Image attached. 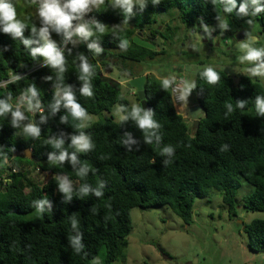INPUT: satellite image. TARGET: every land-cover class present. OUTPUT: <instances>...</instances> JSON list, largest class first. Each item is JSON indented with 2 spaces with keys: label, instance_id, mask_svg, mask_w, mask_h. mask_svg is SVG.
<instances>
[{
  "label": "trees",
  "instance_id": "1",
  "mask_svg": "<svg viewBox=\"0 0 264 264\" xmlns=\"http://www.w3.org/2000/svg\"><path fill=\"white\" fill-rule=\"evenodd\" d=\"M240 2L237 0V5ZM13 3L17 9V0ZM110 5L111 0H105L95 13L97 21L105 26L104 33L95 32V25H90L94 31L92 37L77 39L75 44L67 43L62 49L66 59L62 82L56 69L44 65L32 70L44 60L30 56V48L37 45L26 48L18 39L0 33V81L11 72L19 76L14 82L0 86V98L10 97L15 104L28 87L35 85L42 109L34 114L26 112L40 128L41 135L35 139L24 135L21 128L13 127L10 114L0 117V264H94L102 251L100 264H113L128 244L134 207L167 205L186 224H191L196 198L207 196L213 189L222 192L231 219L238 218V206L246 211H264V115L255 113V98L264 96V86L249 69L231 75L220 68L204 66L184 81L182 95L190 80L195 85L196 101L190 106L203 107L199 127L192 126L193 132L188 130V120L177 110L171 82L165 88L163 81L167 79L151 75H147V101L153 118L160 124L153 130L152 144L145 142V133L130 116L125 120L105 116L116 106L126 115L124 110L141 105L136 93L135 104L127 98L128 94H123L121 82L145 74L142 68L145 62L166 54L165 48L153 50L136 44L134 37L138 32L157 45L155 40L167 42L172 38L173 41L180 31L171 24L160 30L161 14L176 10L187 30L201 31L206 25L213 26L215 34L221 32L222 21L228 24L227 32L233 33L244 29V24L256 17L264 36V13L258 16H238L235 10L225 13L221 0L155 3L146 0L143 8L134 6L127 14L119 6ZM19 19L27 27L39 26V18L31 13ZM197 23L201 27L197 28ZM168 32L171 37L166 36ZM30 35L26 28L24 37ZM53 37L58 47L63 45L61 34L53 32ZM186 39L184 36L182 44ZM93 41L102 49L99 55L88 48ZM81 55L93 70L89 77L92 97L79 91L84 84L79 79ZM110 67L117 70L118 78L106 74ZM208 67L220 76L216 84H209L201 76ZM58 84L71 86L87 116H97V120L85 123V119H74L62 102L53 112ZM238 101H244L243 109L237 108ZM41 115L45 117L43 121ZM62 117L67 119L62 122ZM24 123L27 121L21 125ZM81 124L84 126L80 127ZM80 132L91 136L93 149L76 152L75 162L66 158L54 163L51 157L58 156L61 149L53 148L48 141L63 139L62 148L70 155L75 152L70 147L71 137ZM164 146H172L173 153L161 154ZM29 147L33 149L32 158L15 155ZM22 164L38 166L49 171L51 177L39 183L22 170ZM85 165L86 177H79L77 172ZM14 166L19 170L13 172ZM60 175L77 182L74 190L84 183L92 189L102 183L103 195L97 197L90 191L81 197L74 191L66 199L57 185L56 177ZM241 180L253 186V191L238 203ZM38 200L47 201L39 213L35 203ZM72 217L78 221L76 228L71 225ZM244 226L250 246L256 250L264 248V219H254ZM77 234L83 245L80 253L70 244V237Z\"/></svg>",
  "mask_w": 264,
  "mask_h": 264
},
{
  "label": "rangeland",
  "instance_id": "2",
  "mask_svg": "<svg viewBox=\"0 0 264 264\" xmlns=\"http://www.w3.org/2000/svg\"><path fill=\"white\" fill-rule=\"evenodd\" d=\"M17 17L22 18L27 13L35 15V5L31 0H17ZM171 16H167L170 15ZM165 23L178 26L180 31L167 41V45L160 43L159 49L166 48V54L160 55L157 60L145 62L142 66L146 75L169 79V76H182L187 80L195 75L200 67L213 66L220 68L231 75L254 66L249 62L241 63L239 57L241 50L232 48L236 35L243 31L245 38L255 37L256 47H264V36L258 18H252L244 24V29L233 33L222 29L214 33L213 26H204L209 29L210 36L204 35L203 30L193 32L187 30L180 22L176 10L161 14ZM197 23V28L201 27ZM163 26H161V29ZM53 32L50 30L51 38ZM247 35V36H246ZM167 37L172 35L168 32ZM184 36H187L184 44ZM208 39L207 41L205 39ZM107 75L118 78L117 70L112 67L105 70ZM264 86V77H259ZM190 80L189 84H192ZM123 88L124 85L122 84ZM183 89V87H182ZM182 91V90H181ZM125 92V89L123 90ZM180 94V93H179ZM179 96V95H178ZM182 96V93L181 95ZM127 98L132 104L137 103L135 95L129 94ZM184 103H176L177 110L189 121L187 108L196 101L194 88L183 95ZM114 115L117 120L123 113L116 106L113 112L105 116ZM97 116L88 115L85 123L97 120ZM193 132V130H190ZM22 170L29 172V177L42 183L46 182L51 174L32 165H21ZM253 186L241 180L238 188L237 202L250 195ZM221 191L211 190L207 196L196 198L193 211L194 221L186 224L170 206H153L149 208L134 207L132 209L133 230L128 235V244L122 254L113 264H264V248L259 250L250 246V237L245 224L252 220L264 219V211H246L238 206V218L231 219L223 203ZM103 255L101 252L100 258Z\"/></svg>",
  "mask_w": 264,
  "mask_h": 264
},
{
  "label": "clouds",
  "instance_id": "3",
  "mask_svg": "<svg viewBox=\"0 0 264 264\" xmlns=\"http://www.w3.org/2000/svg\"><path fill=\"white\" fill-rule=\"evenodd\" d=\"M31 1L35 5V15L37 18H39V26L33 24L31 27H27L25 21L17 17V10L16 7L14 6L13 0H0V33L9 34L14 40L18 39L21 42V44L24 45L26 48L30 47L33 44L37 45L36 47L30 48V56L33 59H35L38 56L43 57L44 60L40 62L37 66H35L32 70L44 65L56 69L58 73L57 78L62 82V74L66 71V67H65L66 59H65L64 51L62 49L67 43L75 44L77 39L88 40V38L92 37L94 35V31L90 25H95L94 26L95 32L104 33L106 31L104 24L98 22L95 16L97 8L99 6L104 5L105 0H31ZM145 2L146 0H111L110 6L113 8L119 6L124 11V13L127 14L132 12L134 6L138 5L141 8H143ZM153 2L154 3L158 2V0H153ZM221 2L223 4V11L225 13H233L234 10L238 16H258L260 13H264V0H241L239 5H237V0H221ZM88 12L90 17H92V19L94 18V21L86 22L87 20H85L84 17ZM171 15L172 14L167 16H171ZM162 16L163 15H161L159 18V21L161 23V25L159 26L160 30H163L164 27L166 29V24H170L163 22ZM161 26H163L162 29ZM220 27L222 29H226L228 27L227 22L222 21ZM26 28L30 30L31 35L29 38L24 37V31ZM50 30L56 32L57 34L62 35L61 44L63 45L58 47L57 42L51 38ZM205 31H207V28H205ZM241 32L243 31H240L238 34H241ZM139 33H142L143 38H146L147 40L150 41L148 36L145 35L143 32H138L136 36ZM204 35L210 36V33L208 34L204 33ZM160 40L162 41L161 43L167 45V42H164L162 39ZM205 40L207 41L208 39L206 38ZM155 41L157 44L155 45L153 43L156 46L155 49L160 50L159 49L160 43H158L157 40ZM234 42L235 43L237 42V38H235ZM255 42H256L255 37H249L247 39H243V41L240 44L243 54L239 57V60L241 63L249 62L250 64H254V66L249 69L250 74L252 76L264 77V47L254 46ZM123 46L124 45H122V47ZM88 48L93 49L96 55H99V53L102 51V49L99 46H97L95 41L89 43ZM79 59H80L79 79L84 81L83 86L79 90L80 94L83 96L92 97L93 91L89 84V77L92 74L93 70L88 60L83 55H81ZM143 75H146V73ZM201 76L209 84H216L220 79L219 74L212 67L205 68L204 71L201 73ZM179 77L180 78L169 76V79L163 81V86L165 88L171 82L172 94L175 104L184 103L183 95L181 96L182 100L178 101L177 97L173 92V83L181 82V86L184 84L185 78L182 76ZM15 79H19V76H16L13 72H11L6 79H2L0 81V86H5L11 81L14 82L13 80ZM130 79L121 82V84L124 85L123 90L126 88V84ZM2 81H5L6 83L4 85H1ZM194 86H195L194 83L189 84L185 90L186 93H188L191 90V88ZM129 92H131V94H135L136 90L130 89L126 92H123V94H129ZM55 97H56L55 104L52 105L53 112H55L60 107L62 102L63 106L70 112L71 116L74 119L83 120L87 117L86 110L81 106L80 103L77 102L76 95L74 94L71 86L69 85L60 86L58 84ZM227 106L229 108V111H232V105L229 104ZM236 106L237 108L243 109L245 107L244 101H238ZM190 107L187 108L188 111ZM41 111L42 109H41V101L39 98V90L35 85L28 87L27 90L19 97V99L16 101L15 104L11 102L10 97L0 98V117L8 116L10 114L11 125L16 128H21L24 135L31 137L33 139L40 137L41 131L39 126L35 123V121L30 120L29 117L26 116V112L30 114H34L36 112H41ZM124 111L126 112V115L121 116V120H125L130 116L136 122L138 128L143 130V132L145 133V142L147 144H152L153 143L152 137L153 135H155L153 130L160 127V124L153 118V112L151 110H145L141 105H135L130 109V111L129 110H124ZM255 113L257 116L264 115V96H259V95L256 96ZM44 119L45 117L41 115L40 120L43 121ZM66 119H67L66 117L61 118L62 122L65 121ZM190 120L191 119L189 117V121ZM22 121H27V123L21 125ZM79 126L83 127L84 125L81 124ZM191 128L193 127L191 126L190 130ZM158 141H159V137H157V144ZM48 143L51 144L53 148L61 149L58 156L51 157L54 163L63 162L66 158H69L71 161L75 162L76 152H87L88 150L93 149L94 147L91 136L85 134L84 132H80L79 134L73 135L71 137L70 147L74 148L75 152H73L70 155L65 149L62 148V145L64 144L63 139L61 138L51 139L48 141ZM224 147L225 149L227 148L226 145ZM25 149H31L33 154L32 147ZM173 151L174 149L172 146H164L161 150V154H172ZM21 156H25V155H21ZM168 162L171 161H167V163ZM4 163H7L6 157H4ZM34 167L38 168V166H34ZM18 170L19 168L14 166L13 172H16ZM87 172H88V167L85 165L77 172V175L79 177H86ZM56 180L60 192H62L65 195L66 199H70L73 196L74 191L76 192V195L81 197L86 196L90 191L94 192V194L97 197L103 195V192L101 191V189L103 188L102 183L95 189H92L89 184L84 183L79 186L78 190H74L73 185L76 184L77 182H73L72 180H69L67 176L60 175L56 177ZM35 203L37 206V212L39 213L40 210H42L43 205L47 203V201L38 200ZM77 223H78L77 219L75 217H72L71 225L73 228L77 227ZM70 244L72 245L76 253L81 252L83 245L81 244V237L79 234L70 237ZM94 264H100V260L98 258L94 259Z\"/></svg>",
  "mask_w": 264,
  "mask_h": 264
},
{
  "label": "water",
  "instance_id": "4",
  "mask_svg": "<svg viewBox=\"0 0 264 264\" xmlns=\"http://www.w3.org/2000/svg\"><path fill=\"white\" fill-rule=\"evenodd\" d=\"M244 37L245 34L243 32H241V34L236 35L237 42L232 47L234 50H241L240 44L243 41ZM134 42L145 48H149V49L156 48V46L152 42H150L146 38H143L142 33H139L137 36L134 37ZM146 81H147L146 75H141L131 78L126 84L125 92L130 89H135L141 101V106L145 110H149V104L147 101ZM202 112H203V107L201 104H197L189 108L188 115L191 120L188 122V130L190 129L191 126L199 127L198 117ZM15 155H25V156L33 157L31 149H23L21 151H17ZM189 264H194V263L191 262Z\"/></svg>",
  "mask_w": 264,
  "mask_h": 264
},
{
  "label": "built area",
  "instance_id": "5",
  "mask_svg": "<svg viewBox=\"0 0 264 264\" xmlns=\"http://www.w3.org/2000/svg\"><path fill=\"white\" fill-rule=\"evenodd\" d=\"M89 12L84 17V19L87 20L86 22H92V21H94V18L92 19V17H90ZM5 83H6L5 81H2L1 82V85H4ZM181 89H182L181 82H175V83H173V92H174L175 96L177 97V100L178 101H181L182 100V97L179 94V93H181Z\"/></svg>",
  "mask_w": 264,
  "mask_h": 264
},
{
  "label": "crops",
  "instance_id": "6",
  "mask_svg": "<svg viewBox=\"0 0 264 264\" xmlns=\"http://www.w3.org/2000/svg\"><path fill=\"white\" fill-rule=\"evenodd\" d=\"M188 110V109H187ZM185 117V116H184Z\"/></svg>",
  "mask_w": 264,
  "mask_h": 264
}]
</instances>
